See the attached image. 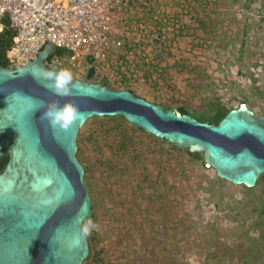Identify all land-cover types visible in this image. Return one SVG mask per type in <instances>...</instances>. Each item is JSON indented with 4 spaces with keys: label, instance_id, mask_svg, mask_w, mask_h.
I'll list each match as a JSON object with an SVG mask.
<instances>
[{
    "label": "rangeland",
    "instance_id": "obj_1",
    "mask_svg": "<svg viewBox=\"0 0 264 264\" xmlns=\"http://www.w3.org/2000/svg\"><path fill=\"white\" fill-rule=\"evenodd\" d=\"M121 2L114 31L121 44L93 65L90 79L88 67L70 69L74 80L105 81L114 90L190 112L207 111L209 100L236 108L246 99L254 116L264 115V21L258 0ZM66 61L46 65L68 68ZM118 121L91 117L78 135L82 165L88 167L90 218L100 226L90 236L102 259L83 263L202 264L212 248L209 238H222L231 226L225 204L231 195L242 196L241 186L227 184L216 207L219 189H205L213 168H202L123 121L117 127ZM124 136L131 143L126 150L119 144ZM207 227L216 228L211 236ZM199 232L204 236L195 241ZM235 233L228 230L229 239Z\"/></svg>",
    "mask_w": 264,
    "mask_h": 264
},
{
    "label": "water",
    "instance_id": "obj_2",
    "mask_svg": "<svg viewBox=\"0 0 264 264\" xmlns=\"http://www.w3.org/2000/svg\"><path fill=\"white\" fill-rule=\"evenodd\" d=\"M56 51L48 42L26 64L0 67V156L9 154L0 172V264H82L87 258L88 240L79 236L75 218L85 209L90 217L92 204L76 151L79 130L93 116L122 115L161 140L201 152L207 167L234 184L251 187L264 172V115L242 104L217 124L201 122L105 81L75 79L71 96H54L40 68H58L45 63ZM40 101H72L82 115L67 130L53 127L40 118ZM37 177L51 183L35 191Z\"/></svg>",
    "mask_w": 264,
    "mask_h": 264
},
{
    "label": "built area",
    "instance_id": "obj_3",
    "mask_svg": "<svg viewBox=\"0 0 264 264\" xmlns=\"http://www.w3.org/2000/svg\"><path fill=\"white\" fill-rule=\"evenodd\" d=\"M121 4V0H0V31L4 20L14 31L5 51L10 67L33 60L48 42L70 55L53 54L46 62L67 59L71 70L105 62L121 44L114 37Z\"/></svg>",
    "mask_w": 264,
    "mask_h": 264
},
{
    "label": "trees",
    "instance_id": "obj_4",
    "mask_svg": "<svg viewBox=\"0 0 264 264\" xmlns=\"http://www.w3.org/2000/svg\"><path fill=\"white\" fill-rule=\"evenodd\" d=\"M258 1V15L260 19L264 21V0ZM204 22V20H199L200 25H202ZM13 33L14 31L8 26L7 21L4 20L3 28L0 31V67H10L9 62L5 57V51L11 42V37L13 36ZM243 45L244 43H241L240 49L242 50L245 46ZM55 54L58 57H67L68 55H70V53L64 49H58ZM93 70L94 66L88 70L87 79H90L93 76ZM239 103L245 104L246 99L240 100ZM164 107L170 108V105L164 104ZM175 109L182 113H190L201 122L217 124L232 108H228L224 104H220L219 102L215 103L212 100H209L207 111L190 112L185 106H176ZM96 117L97 116H93L92 118ZM105 117L111 119H119L116 124L117 127H119L120 121H123L127 123L133 130L147 133L149 136L156 139L158 143L162 145L164 143H167L170 148L179 152H183L190 161L199 163L202 168H204L206 165L204 154L201 152H192L189 151L187 147L179 148L176 145L168 143L166 140H161L160 138L145 131L144 129L131 124L122 115H113ZM79 141L80 137L77 136V143H79ZM119 144L120 149L126 150L128 144H131L129 137H121ZM82 154V150L78 146L76 156L81 164L84 162V157ZM8 160V153L0 156V172L4 169V166L6 165ZM83 168L84 173H86L88 167L84 165ZM227 184L238 185L219 177L218 173L215 170L214 177L210 180V183L205 189L207 191H211L213 186H216L217 189H219V198H216L214 202V205L216 207H219L221 201L225 199V193H227L228 191ZM240 186L242 196L240 198H235L231 195L229 196L230 201L228 200V202H226L225 204V216L231 223V226L225 228V234L222 236V238H209V241L212 240L210 244L212 248L208 250L206 260H203L202 264H264V172H262L257 177L253 186L248 187L243 184H240ZM213 230H216V228L207 227L206 235L211 236ZM228 230L236 232L235 239H229L227 235ZM201 236L204 235H201L199 232L194 237V240H198ZM95 239L96 238H94V236H89L87 238L89 254L85 259L86 262H88L89 260H98V262H100L102 260L101 258H99L101 254L100 250H93V242ZM196 246H199V244H196Z\"/></svg>",
    "mask_w": 264,
    "mask_h": 264
},
{
    "label": "clouds",
    "instance_id": "obj_5",
    "mask_svg": "<svg viewBox=\"0 0 264 264\" xmlns=\"http://www.w3.org/2000/svg\"><path fill=\"white\" fill-rule=\"evenodd\" d=\"M40 73L42 78L47 81L43 86L54 96L64 98L72 95L74 75L70 69L55 67L52 69L40 68ZM12 95L20 94L13 93ZM39 104L43 108L40 118L46 120L53 127L67 130L76 124L82 115L79 106L72 101H66L63 104L59 101H52L48 104L40 101ZM50 183L51 181L48 179L37 177L32 187L35 191H40L42 186ZM75 222L78 225L79 236L83 239H87L93 231H98L100 227L98 223L86 214V209L83 214L77 215ZM53 257L55 258V253Z\"/></svg>",
    "mask_w": 264,
    "mask_h": 264
},
{
    "label": "flooded vegetation",
    "instance_id": "obj_6",
    "mask_svg": "<svg viewBox=\"0 0 264 264\" xmlns=\"http://www.w3.org/2000/svg\"><path fill=\"white\" fill-rule=\"evenodd\" d=\"M57 56V55H56ZM58 57V56H57ZM60 58H62V57H60ZM63 58H65V57H63ZM48 62H46V64H47ZM59 68V67H58Z\"/></svg>",
    "mask_w": 264,
    "mask_h": 264
}]
</instances>
